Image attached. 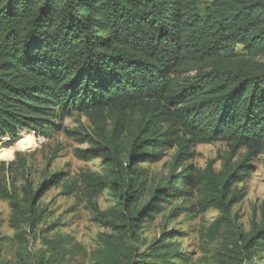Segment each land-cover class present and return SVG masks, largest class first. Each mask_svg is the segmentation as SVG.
Masks as SVG:
<instances>
[{"label": "trees", "instance_id": "obj_1", "mask_svg": "<svg viewBox=\"0 0 264 264\" xmlns=\"http://www.w3.org/2000/svg\"><path fill=\"white\" fill-rule=\"evenodd\" d=\"M74 113L91 123L88 133L76 131L87 147L75 156L103 164V172L83 170L77 183L63 185L107 229L94 264H185L168 243L143 251L136 244L144 224L182 198L200 212H219L210 241L231 231L229 244L215 252L223 264L252 262L263 250L264 201L248 233L233 208L245 196L237 185L251 160L264 154V0H211L203 10L198 0H0V142L17 140L22 130L46 135ZM21 140L33 142V135ZM216 142L231 150L219 170L212 162L184 166L196 145ZM170 149L172 171L151 179L143 164ZM240 150L245 156L233 161ZM18 159L11 164L17 175L0 172L18 264H59L62 247L32 263L28 237L39 238L46 214L39 200L64 173L45 175L35 189L25 158ZM106 192L113 204L102 209ZM182 211L177 206L171 215Z\"/></svg>", "mask_w": 264, "mask_h": 264}, {"label": "rangeland", "instance_id": "obj_2", "mask_svg": "<svg viewBox=\"0 0 264 264\" xmlns=\"http://www.w3.org/2000/svg\"><path fill=\"white\" fill-rule=\"evenodd\" d=\"M211 0H198V6L203 10ZM60 129L48 128L46 135L35 131L22 130L17 140L9 142L8 138L0 142V172L10 170L16 174L21 154L25 158L29 169V178L33 181L34 188H38L47 177L55 173H64L65 177L60 184L52 185L46 190L39 200V206L45 210V219L37 229L38 239L28 237V257L35 263L38 257L46 252L64 249L58 253L59 264H94L95 253L102 247L100 235L107 232L103 226L96 223L86 204L76 195L63 192V185H74L79 181L78 175L83 170L103 172L100 158L85 161L75 156L78 147L85 148L87 144L81 143L76 131L88 133L91 123L85 115L74 113L64 120H56ZM70 131V132H69ZM33 135V142L19 141L26 135ZM25 141V140H24ZM192 152L194 156L184 166L193 165L195 168H205L210 162L216 170L222 166L223 159L231 152L226 143L216 142L211 144L196 145ZM246 154L245 150L236 153L233 161L241 160ZM175 150L165 152L164 158L156 163L143 164L150 170L151 179L161 180L172 171ZM16 164L12 163L16 162ZM5 163V166H3ZM252 169L245 181L237 186L245 196L233 208V217L239 230L248 233L252 229L253 221H258L260 207L264 201V154L253 158L250 162ZM21 169L18 172V184L24 183ZM17 175V174H16ZM154 185L153 180L149 184ZM102 209H107L113 204V198L106 192L99 197ZM183 208L177 216H172L175 207ZM219 216V212L210 209L200 212L190 199H173L165 205V210L147 221L136 243L140 251L145 250L151 243L156 246L167 244L173 246L187 257L185 264H223L220 257L216 256V249L225 248L229 244L231 231L224 229L218 238L212 242L207 237L212 221ZM13 211L10 203L0 197V264H18L17 251L19 243L17 230L12 224ZM51 229L49 230V228ZM46 237L49 241L56 242L44 244ZM245 264H264V248L259 251L252 262Z\"/></svg>", "mask_w": 264, "mask_h": 264}]
</instances>
